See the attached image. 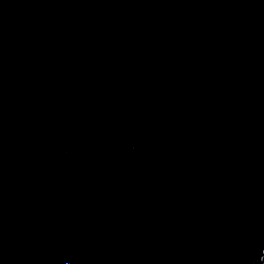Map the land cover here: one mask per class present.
<instances>
[{"label":"water","instance_id":"obj_1","mask_svg":"<svg viewBox=\"0 0 264 264\" xmlns=\"http://www.w3.org/2000/svg\"><path fill=\"white\" fill-rule=\"evenodd\" d=\"M0 264H264V0H0Z\"/></svg>","mask_w":264,"mask_h":264}]
</instances>
